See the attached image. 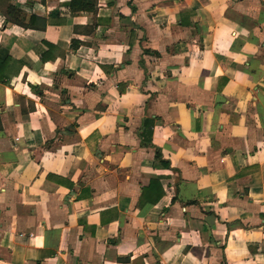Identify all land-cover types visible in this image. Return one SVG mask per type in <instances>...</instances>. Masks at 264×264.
<instances>
[{"label":"crops","instance_id":"crops-1","mask_svg":"<svg viewBox=\"0 0 264 264\" xmlns=\"http://www.w3.org/2000/svg\"><path fill=\"white\" fill-rule=\"evenodd\" d=\"M92 1L0 0V264H264V0Z\"/></svg>","mask_w":264,"mask_h":264},{"label":"trees","instance_id":"trees-1","mask_svg":"<svg viewBox=\"0 0 264 264\" xmlns=\"http://www.w3.org/2000/svg\"><path fill=\"white\" fill-rule=\"evenodd\" d=\"M70 11L71 13L78 12H94L95 4L92 0H71L70 2ZM4 16L6 18V22L8 24L16 25L25 29L35 30V31H45L47 22L44 19H41L36 16H27L25 13L20 11L19 9L8 5L4 11ZM49 49L52 46L48 45ZM43 62L46 61V57L42 56L41 59ZM13 62L10 59L5 61H0V84L9 85V78L4 75L6 69L10 67ZM19 67V64H18Z\"/></svg>","mask_w":264,"mask_h":264}]
</instances>
